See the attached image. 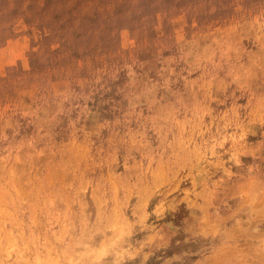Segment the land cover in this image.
I'll return each mask as SVG.
<instances>
[{
    "label": "rangeland",
    "instance_id": "obj_1",
    "mask_svg": "<svg viewBox=\"0 0 264 264\" xmlns=\"http://www.w3.org/2000/svg\"><path fill=\"white\" fill-rule=\"evenodd\" d=\"M0 264H264V0H0Z\"/></svg>",
    "mask_w": 264,
    "mask_h": 264
}]
</instances>
